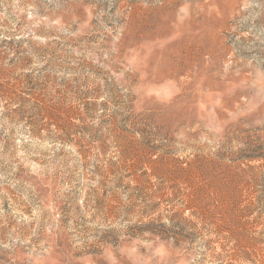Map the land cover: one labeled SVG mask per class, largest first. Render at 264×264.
Returning a JSON list of instances; mask_svg holds the SVG:
<instances>
[{
	"label": "rangeland",
	"instance_id": "obj_1",
	"mask_svg": "<svg viewBox=\"0 0 264 264\" xmlns=\"http://www.w3.org/2000/svg\"><path fill=\"white\" fill-rule=\"evenodd\" d=\"M0 264H264V0H0Z\"/></svg>",
	"mask_w": 264,
	"mask_h": 264
}]
</instances>
